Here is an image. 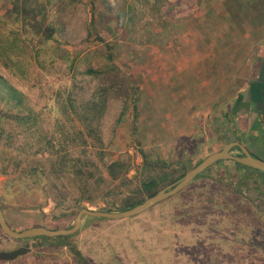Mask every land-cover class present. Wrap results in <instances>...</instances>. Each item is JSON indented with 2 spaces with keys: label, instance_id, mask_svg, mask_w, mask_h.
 Returning <instances> with one entry per match:
<instances>
[{
  "label": "rangeland",
  "instance_id": "rangeland-1",
  "mask_svg": "<svg viewBox=\"0 0 264 264\" xmlns=\"http://www.w3.org/2000/svg\"><path fill=\"white\" fill-rule=\"evenodd\" d=\"M258 39L264 40V0H0V123L23 148L20 159L32 158L58 123L80 125L73 108L65 112L59 104L69 93L83 102L112 86L104 140L108 160L131 161V187L144 154L152 163L193 168L232 141L255 150L238 119L226 116L239 99L227 98L233 59L224 49L239 43L240 52ZM89 68L103 73L87 74ZM216 83L227 87L217 100ZM4 158L0 154V206L12 228L72 227L73 203L59 205L40 184L30 188ZM216 171L139 215L85 217L70 240L12 239L0 227V251L32 247L0 264H82L63 241L79 249L85 264H264L263 209Z\"/></svg>",
  "mask_w": 264,
  "mask_h": 264
},
{
  "label": "trees",
  "instance_id": "trees-1",
  "mask_svg": "<svg viewBox=\"0 0 264 264\" xmlns=\"http://www.w3.org/2000/svg\"><path fill=\"white\" fill-rule=\"evenodd\" d=\"M241 6L243 8L242 4ZM232 13L233 11L230 15ZM45 34L47 37L53 36L54 31ZM97 37L100 41H104L100 35ZM86 72L95 76L103 73V71L94 68H89ZM111 88L112 86L109 89H98L92 98L83 102H77L69 93V99L62 100L59 104L65 112H68V107L71 106L74 112L79 115L78 123L80 125H77L74 119L69 121L73 123L71 127L67 126L65 122L58 123L52 131V135L42 136V144L35 151L36 156L32 158L30 156L20 159L19 155L23 148L17 147L13 143V135L0 123V154L5 157L3 161L11 160L19 172L20 179L26 181L30 188L40 184L42 193L44 192L45 196L53 199L59 205L71 201L73 208L77 210V212H73L76 215L80 209L87 207V204L95 205L101 201L105 204L104 211L131 209L148 197L154 196L160 190L177 182L191 169L183 164L152 163L144 154L143 162L136 173V186L131 187V184L134 183L133 178L129 177L132 170L131 161L121 158L108 160L110 145L106 144L104 140L102 119L106 113L107 96ZM10 90L12 97L17 98L16 89L10 88ZM241 106L236 107V112L233 114L234 119H238L239 122H242L245 117ZM7 116L4 115V117ZM1 118L2 116H0ZM2 145L4 146L2 147ZM237 149L241 151L240 148L237 147ZM236 164L239 168L260 172L264 178L263 172L239 163ZM157 165L161 167V170L153 173L155 171L153 166L156 168ZM8 166L9 164L3 167L4 174L8 173ZM33 227H40V225ZM61 237L70 240L73 235ZM61 245L68 247L78 256L80 263L85 264L81 252L72 243L63 241Z\"/></svg>",
  "mask_w": 264,
  "mask_h": 264
},
{
  "label": "water",
  "instance_id": "water-1",
  "mask_svg": "<svg viewBox=\"0 0 264 264\" xmlns=\"http://www.w3.org/2000/svg\"><path fill=\"white\" fill-rule=\"evenodd\" d=\"M237 147L241 149L242 155L232 154V150ZM224 160H232V164L239 163L241 165L251 167L255 170H259L264 173V159L253 155L246 145L237 141H232L226 143L220 151L208 155L199 164L188 170L185 175L180 178L177 182L160 190L154 196L148 197L141 204H138L131 209L109 212L104 210H95L89 207H83L75 216L73 220V225L70 228L49 229L40 226L18 231L12 228V226L9 224L4 211L0 206V227L3 232L12 239H27L35 237H47L49 239H53L61 236H72L81 229L85 217L123 219L139 215L152 208L156 204L178 194L180 191L186 188L192 181H194L198 176L207 172L212 166H214L219 161ZM31 251L32 247L29 246L19 247L9 252L0 251V260H14Z\"/></svg>",
  "mask_w": 264,
  "mask_h": 264
},
{
  "label": "crops",
  "instance_id": "crops-1",
  "mask_svg": "<svg viewBox=\"0 0 264 264\" xmlns=\"http://www.w3.org/2000/svg\"><path fill=\"white\" fill-rule=\"evenodd\" d=\"M252 38L255 39L254 36H252ZM258 41L259 43L256 45H254V42L249 43L246 46L244 45V47L240 48V52L238 51V47H240L239 43L237 44L238 47L231 43L228 44V49H224L227 50V55H232L231 59H233L230 65L231 70L228 71L229 69L227 67L224 71H228L231 81L233 78V80L238 79L239 81L242 79L243 81V86L234 82L232 83L231 81L228 84L233 87V90L231 93L227 94V98H230L233 101L238 97L239 100L236 104L230 106V108L228 107L229 110L227 111L226 116L230 115L231 117L234 112H236V107L242 105V112L245 117L242 119V122H240V129H242L241 134L245 139L253 141V144L251 145H257L255 150L247 145L253 154H255V151L264 153V150L262 149L264 146V40L260 41L258 39ZM261 46L262 49H260ZM254 54H257V57H253ZM242 65H245L244 70L242 69L239 71L235 68ZM214 87L212 85L211 91L215 90L217 92L215 93L216 100L217 95L218 98L225 97L226 86L221 84L218 85V83H216ZM247 117L249 118L248 122Z\"/></svg>",
  "mask_w": 264,
  "mask_h": 264
},
{
  "label": "flooded vegetation",
  "instance_id": "flooded-vegetation-1",
  "mask_svg": "<svg viewBox=\"0 0 264 264\" xmlns=\"http://www.w3.org/2000/svg\"><path fill=\"white\" fill-rule=\"evenodd\" d=\"M232 162V160L219 161L210 170L212 172L215 167H218V171H216L218 174H221L227 180H233V184L239 183L236 185L240 187L237 191L244 193L251 202L264 211V178L260 175V172L248 171L247 173L236 174V168H239V166L236 163L232 164Z\"/></svg>",
  "mask_w": 264,
  "mask_h": 264
}]
</instances>
